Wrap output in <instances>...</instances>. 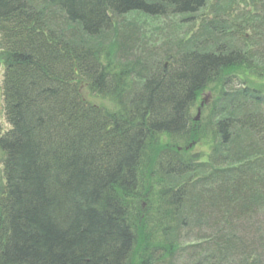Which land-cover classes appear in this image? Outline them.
<instances>
[{
    "label": "trees",
    "instance_id": "1",
    "mask_svg": "<svg viewBox=\"0 0 264 264\" xmlns=\"http://www.w3.org/2000/svg\"><path fill=\"white\" fill-rule=\"evenodd\" d=\"M205 1L0 0V264H164L190 234L202 264H264L223 221L264 204V13L129 61L141 20ZM237 74L256 96L227 89ZM209 86L221 141L199 164L174 139H197Z\"/></svg>",
    "mask_w": 264,
    "mask_h": 264
},
{
    "label": "rangeland",
    "instance_id": "2",
    "mask_svg": "<svg viewBox=\"0 0 264 264\" xmlns=\"http://www.w3.org/2000/svg\"><path fill=\"white\" fill-rule=\"evenodd\" d=\"M170 23H171V21H168L166 19H154V22L149 23L150 24L149 27L148 26L146 27L147 28L146 34L148 36L153 37L151 41H157V43L154 45V48L158 52H160L162 49H164L166 47L161 43L164 40V38L168 35V33L172 32V27L169 25ZM236 46L237 47L240 46V47L245 48L243 45H240L239 43H237ZM2 77H3V67L1 66L0 67V87H1ZM97 102L99 103V101H97ZM0 122H1L4 130L9 128L3 114L0 116ZM203 152H206V148L203 147L202 145H199V146L195 147L190 152V154L195 155V154H200ZM0 164L3 165L1 155H0ZM2 165L0 166V184L4 180ZM261 219L264 220V217L262 214H259L258 216L254 217L252 219H249V224H244V225L257 226L258 221ZM225 228H227V226H225ZM251 231H252V233L248 234L247 230L245 229V231L240 234V236L242 238L240 236H238L235 239H231V242H260V239L262 238V236L264 234V227H261V229L253 228V229H251ZM180 261L182 262L184 260L180 259Z\"/></svg>",
    "mask_w": 264,
    "mask_h": 264
},
{
    "label": "bare ground",
    "instance_id": "3",
    "mask_svg": "<svg viewBox=\"0 0 264 264\" xmlns=\"http://www.w3.org/2000/svg\"><path fill=\"white\" fill-rule=\"evenodd\" d=\"M138 15H141L140 17H142L143 16V12H138Z\"/></svg>",
    "mask_w": 264,
    "mask_h": 264
}]
</instances>
